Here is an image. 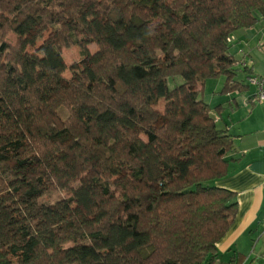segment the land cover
I'll return each mask as SVG.
<instances>
[{"label": "trees", "instance_id": "1", "mask_svg": "<svg viewBox=\"0 0 264 264\" xmlns=\"http://www.w3.org/2000/svg\"><path fill=\"white\" fill-rule=\"evenodd\" d=\"M260 18L264 0H0V264H216L234 145L200 96L242 89L228 38Z\"/></svg>", "mask_w": 264, "mask_h": 264}, {"label": "crops", "instance_id": "2", "mask_svg": "<svg viewBox=\"0 0 264 264\" xmlns=\"http://www.w3.org/2000/svg\"><path fill=\"white\" fill-rule=\"evenodd\" d=\"M257 23L262 25L246 28L241 35L234 32L229 44L236 60L234 80L242 89L223 92L221 80L210 103L205 101L216 125L232 136L234 145L227 174L215 181L234 192L236 201L234 220L216 243V264L226 263L231 255L238 256L240 264H264V103L250 100L255 88L248 82L249 76L264 73V18Z\"/></svg>", "mask_w": 264, "mask_h": 264}, {"label": "rangeland", "instance_id": "3", "mask_svg": "<svg viewBox=\"0 0 264 264\" xmlns=\"http://www.w3.org/2000/svg\"><path fill=\"white\" fill-rule=\"evenodd\" d=\"M255 25H256V28H257V25L261 26L262 24L261 23H256ZM243 31H244V29H240V30H237L236 33H237V35H241ZM50 33H51V31L48 29L45 32L44 37H47ZM15 40H16V36L14 34H9L6 37V41L9 44H11V45L14 44ZM40 43H41V41L37 42L36 46L32 50H34L37 46H39ZM88 49H89L90 53H94L97 48L95 47L94 44H89L88 45ZM61 56H62L63 61H64L65 65H66V67H67V69L65 70V72L63 74V77L65 79H69L71 77V72L78 68V64H79V62L81 60V57L79 55V48L77 46H74V47H71V48L62 49L61 50ZM174 80L175 81H173V82L170 81V85H173V83H176V84L182 83V79L180 77H175ZM221 80H222V83H223V80H224L223 76L219 77V78H215V79L206 80V82L204 83L203 91H202L200 97L204 101H206L207 103H210L209 99H210V97L212 95L211 92L214 90L215 86L219 82H221ZM163 103H164L163 101L160 102V104H159L160 108L163 107ZM136 132L142 139H146V136L144 135L143 131H141L140 129H136ZM57 196L66 197L67 194H60V195L56 194L54 197H57Z\"/></svg>", "mask_w": 264, "mask_h": 264}, {"label": "built area", "instance_id": "4", "mask_svg": "<svg viewBox=\"0 0 264 264\" xmlns=\"http://www.w3.org/2000/svg\"><path fill=\"white\" fill-rule=\"evenodd\" d=\"M234 36L231 35L228 38V42L232 43ZM243 67H246V63H242ZM248 82L254 86L255 91L250 97L253 103H264V73L260 75H252L248 77Z\"/></svg>", "mask_w": 264, "mask_h": 264}]
</instances>
